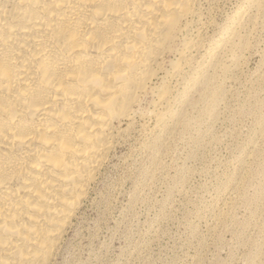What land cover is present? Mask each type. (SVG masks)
<instances>
[{
    "label": "bare ground",
    "instance_id": "obj_1",
    "mask_svg": "<svg viewBox=\"0 0 264 264\" xmlns=\"http://www.w3.org/2000/svg\"><path fill=\"white\" fill-rule=\"evenodd\" d=\"M201 1L0 0V264L54 263L140 122L170 139L154 155L216 136L202 125L225 106L228 74L222 54L196 60Z\"/></svg>",
    "mask_w": 264,
    "mask_h": 264
},
{
    "label": "rangeland",
    "instance_id": "obj_2",
    "mask_svg": "<svg viewBox=\"0 0 264 264\" xmlns=\"http://www.w3.org/2000/svg\"><path fill=\"white\" fill-rule=\"evenodd\" d=\"M199 18L196 60L222 54L227 66L225 106L202 125L216 136L154 155L150 145L170 139L140 122L121 140L53 264H264V147L255 161L247 146L260 140L255 124L264 122V0H202ZM189 96L191 113L199 94Z\"/></svg>",
    "mask_w": 264,
    "mask_h": 264
}]
</instances>
